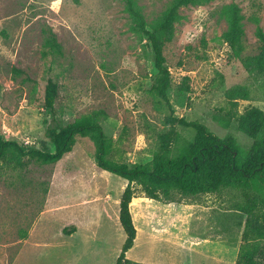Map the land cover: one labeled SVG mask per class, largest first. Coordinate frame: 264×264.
Wrapping results in <instances>:
<instances>
[{
    "label": "rangeland",
    "instance_id": "rangeland-1",
    "mask_svg": "<svg viewBox=\"0 0 264 264\" xmlns=\"http://www.w3.org/2000/svg\"><path fill=\"white\" fill-rule=\"evenodd\" d=\"M148 24L171 0H136ZM235 3L244 15L242 56L255 55L264 32V0H213L180 10L172 41L163 55L172 78L170 103L176 117L204 124L220 138L232 137L241 149L252 141L235 129L221 128L212 115L230 105L225 93L246 89L237 111L264 112V76L247 72L231 59L221 35L227 29L223 6ZM257 19L258 24L255 23ZM53 34L57 47L46 42ZM154 74L149 44L130 30L121 0H0V136L25 147L53 152L44 138L47 117L43 91L58 84L57 117L64 123L98 114L113 139L110 160L144 164L167 129L164 112L149 92ZM189 79L180 98L175 87ZM192 140L194 131L176 126ZM94 146L77 137L73 149L55 164L21 158L0 163V264H115L125 235L118 221L126 181L95 165ZM130 212L136 228L129 260L145 264H232L246 226L239 190L222 189L179 199L167 209L138 188ZM184 207V208H183ZM264 224V210L256 213ZM73 227L70 235L63 233ZM224 249H208L203 240ZM138 245V246H137ZM147 258V259H146ZM148 260V261H147Z\"/></svg>",
    "mask_w": 264,
    "mask_h": 264
},
{
    "label": "trees",
    "instance_id": "trees-1",
    "mask_svg": "<svg viewBox=\"0 0 264 264\" xmlns=\"http://www.w3.org/2000/svg\"><path fill=\"white\" fill-rule=\"evenodd\" d=\"M123 11L130 21V30L150 47L154 74L149 92L154 106L164 112L167 129L157 137V148L149 162L127 165L110 160L112 141L99 123L98 114L83 116L64 124L58 117L55 102L58 84L48 80L43 91V109L47 117L44 138L53 146V152H43L25 147L15 140L0 136V163L9 159L20 164L21 158L42 164H55L72 151L77 137L88 138L94 146L95 165L102 171L115 174L125 180L126 186L119 199L118 221L125 239L115 264H145L129 260L126 253L133 248L136 228L130 212L131 200L138 188L144 197L162 203H174L179 199L218 193L222 189H235L242 193L243 204L237 210L246 215L243 243L239 247L234 264H264V224L256 215L264 210V112L249 107L243 113L236 109L237 100H247L248 94L242 86H235L225 93L230 108L218 109L212 119L223 129L234 123L235 129L252 143L241 149L232 137L220 138L198 121H187L176 117L170 103L172 78L166 66L163 50L174 37L175 25L182 19L180 10L186 7L206 5L213 0H171L166 9L152 24H148L136 0H121ZM221 18L227 29L221 35L230 49L231 59L241 64L247 72L264 76V32L256 27L260 43L255 55L242 56L244 15L235 3L223 6ZM255 23L258 24L257 19ZM50 49L57 47L53 34L46 42ZM189 79L184 77L174 91L177 97L189 92ZM176 126L194 131L192 140L182 137ZM75 232L64 228L63 233Z\"/></svg>",
    "mask_w": 264,
    "mask_h": 264
},
{
    "label": "crops",
    "instance_id": "crops-1",
    "mask_svg": "<svg viewBox=\"0 0 264 264\" xmlns=\"http://www.w3.org/2000/svg\"><path fill=\"white\" fill-rule=\"evenodd\" d=\"M143 198H139V197H137V198H133L132 199V202L133 201H135V200H137V202H138V204L139 205H143V202L141 201ZM150 201H152V200H150ZM117 202H118V204H119V200H117ZM131 202V203H132ZM159 205H162V206H165L167 209H169L168 208V206H170L172 203H162V202H157ZM184 208V207H183ZM215 244H217V243H214V242H208V240L207 239H204L203 240V257L204 258H209V256L208 255H206V251L208 250V249H212V250H218L219 252L218 253H220V252H223L224 251V249L222 248V247H218L217 245H215ZM237 257V256H236ZM235 263V260L232 262V264H234Z\"/></svg>",
    "mask_w": 264,
    "mask_h": 264
},
{
    "label": "built area",
    "instance_id": "built-area-1",
    "mask_svg": "<svg viewBox=\"0 0 264 264\" xmlns=\"http://www.w3.org/2000/svg\"><path fill=\"white\" fill-rule=\"evenodd\" d=\"M24 144H25V145H28V146H30V147H32V144H33V143H30L29 141H25Z\"/></svg>",
    "mask_w": 264,
    "mask_h": 264
},
{
    "label": "bare ground",
    "instance_id": "bare-ground-1",
    "mask_svg": "<svg viewBox=\"0 0 264 264\" xmlns=\"http://www.w3.org/2000/svg\"><path fill=\"white\" fill-rule=\"evenodd\" d=\"M138 246V245H137ZM147 259V258H146ZM148 261V260H147Z\"/></svg>",
    "mask_w": 264,
    "mask_h": 264
}]
</instances>
